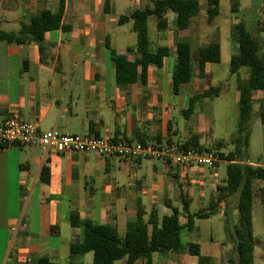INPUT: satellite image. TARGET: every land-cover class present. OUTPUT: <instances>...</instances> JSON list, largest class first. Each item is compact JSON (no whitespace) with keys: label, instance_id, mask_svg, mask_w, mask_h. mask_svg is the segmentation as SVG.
Masks as SVG:
<instances>
[{"label":"crops","instance_id":"crops-1","mask_svg":"<svg viewBox=\"0 0 264 264\" xmlns=\"http://www.w3.org/2000/svg\"><path fill=\"white\" fill-rule=\"evenodd\" d=\"M153 1L64 0L62 23L69 28L46 32L43 49L34 41L21 44L0 41V123L13 114L37 124L43 131L56 128L72 134L168 142L179 146L193 134H198L201 145L217 144L219 141L209 142L206 115H195V110L188 119L183 113L190 96L209 88L200 87L204 77L199 75L198 53L196 58L192 57L191 81L182 86L179 94H174L172 87L177 43L188 41L191 45L189 38L198 34L193 29L194 18L200 13L207 15L208 0L204 5L202 3L200 12L192 17V25L190 22L186 29L177 28V15L173 11L163 15L167 24L162 29H159V19L155 16L156 34L153 41L149 38L152 50L159 46L168 47L169 54L163 66L150 65L145 83H119L116 80L110 48L134 61L137 55L128 52V47L135 46L137 41L119 46L117 27L122 24L118 22L115 8L122 5L128 8V14L121 15H130L146 5L151 6ZM218 1L220 14L222 0ZM239 3L240 11L250 13L253 20L259 19L260 2L255 5L252 0L246 6L242 5V0ZM60 5V0H0V27L5 31L18 32L22 22L28 23L44 9L59 12ZM229 10L232 12V0ZM218 15L212 22L208 21L209 24L204 23L209 26V38L216 40L220 28ZM243 19L244 15L233 25L244 22ZM260 27L264 30L262 23ZM110 29H113V34H110ZM233 37L235 43L230 47V62L240 49L237 33ZM214 42L220 45V41L210 43ZM209 64H206V74ZM245 67L234 74L238 106L239 85L247 84L250 79V68L245 71V78L241 74ZM184 91L188 92L186 102H176L174 95ZM257 91L262 90L253 92V101L264 97V92ZM223 147L220 151L227 153ZM214 151L219 156V152ZM222 160L216 163L215 168L182 169L159 159L128 160L104 157L96 152H57L38 146H4L0 148V264H41V258L59 264H92L93 252H71V245L83 240V230L72 225L71 214L93 223L114 225L119 235L124 237L128 223L137 216L138 201L147 213L156 207L160 218L171 215L173 208L182 211L183 197L189 201L192 214L208 210L212 202L217 201L218 186L224 184L227 177H221L219 172ZM248 163L254 164L249 160ZM45 165L49 167L48 182L41 178ZM234 202V196L220 201L210 217L217 215L226 225L227 210L235 222L238 211L233 209ZM261 206L264 216V205ZM195 218L198 217H194L193 229L184 227L181 231L182 250L156 251L152 254L151 264H227L234 246L227 225L224 236L219 237L210 230L209 251L205 253ZM181 220L182 223L187 221L184 216ZM191 243L200 247L199 254L189 251ZM259 246L264 249V241H259ZM129 258V254L122 255L112 264L119 261L127 264ZM133 264L147 262L138 259ZM250 264H264V256L259 260L254 258Z\"/></svg>","mask_w":264,"mask_h":264},{"label":"trees","instance_id":"trees-1","mask_svg":"<svg viewBox=\"0 0 264 264\" xmlns=\"http://www.w3.org/2000/svg\"><path fill=\"white\" fill-rule=\"evenodd\" d=\"M207 19L212 22L219 14V1L208 0ZM59 12L44 9L39 15L31 18L28 23H21L18 32L5 31L0 27V41L9 43L37 42L40 48H44L46 32L69 26L62 23L64 0H60ZM239 0H232V13H239ZM201 10L199 0H154L152 5L133 11L130 15H121L118 22H133V30L137 34L135 46L128 47V52H135L136 60H130L125 54L110 48V57L115 63L116 80L119 83H145L148 79V67L163 66L165 58L169 54L167 46H159L152 50L148 31V19L156 16L159 29L166 27L163 15L167 11H173L177 17L175 24L178 29L189 27L192 17ZM240 44L239 53L232 57L230 72L235 74L240 68H250V79L247 84L240 83V100L238 124L233 138L234 149L228 153L221 152L224 145L219 141L213 146L201 145L200 136L193 134L181 148H191L198 151L219 152L220 159L229 161L227 164V177L224 184L218 186L217 201L212 202L208 210H202L195 214L190 212L189 201L183 196V210L173 208L171 215L159 217L158 209L152 208L148 213L141 202L138 201L137 216L128 223L124 237L119 235L116 226L111 224H97L89 219H81L77 214H71L70 221L73 226L81 227L83 240L71 245L73 253L93 252L92 264H112L115 258L129 254L127 264H133L138 259H145L151 264L152 254L156 251H181V231L184 227H195L194 217L208 218L216 212L218 203L228 197H235L233 209L238 211L237 220L234 222L229 212H225L226 225L229 237L234 246L227 264H250L254 260L255 237L253 230L252 212L255 200V183L264 181V165L248 163L249 135L254 101L252 94L256 90L264 91V40L255 33L245 22L234 25ZM261 30V29H260ZM264 31V30H261ZM110 47V44L108 45ZM176 63L172 72V87L174 94L181 92L182 86L192 79V54L191 45L188 41L177 43ZM219 43H209L198 50V71L200 77L206 76V64L220 61ZM219 86H211L201 93H196L189 98L188 107L183 113L189 118L196 110L197 105L207 97L218 95ZM259 118L264 124V97L260 101ZM146 143V142H144ZM42 181H49V167L45 165L41 174ZM260 200L264 205V188H259ZM230 207V203L228 204ZM186 218L182 223L181 217ZM189 251L193 254L200 253L197 244H189ZM41 264H59L51 262L47 258L40 259Z\"/></svg>","mask_w":264,"mask_h":264},{"label":"rangeland","instance_id":"rangeland-1","mask_svg":"<svg viewBox=\"0 0 264 264\" xmlns=\"http://www.w3.org/2000/svg\"><path fill=\"white\" fill-rule=\"evenodd\" d=\"M201 5L206 3V0H199ZM255 5L260 2L261 14L259 19L253 20L249 14L246 12L240 11L239 13H232L229 10L230 0H222L221 2V12L217 17V21L220 25L219 36L216 38H209L208 30L209 26L204 25L208 22L207 15L203 13L198 14L193 21V29L198 34H194V38H189L192 46V57L196 58L198 53V48L204 44L220 41V61L216 63H210L208 66L207 74L204 77L202 88H207L211 86H219L221 92L217 96H213L208 101H202L199 104L195 115H201L206 118L208 117V139L211 143H216L220 140H223L225 147L224 151L228 153L230 149L234 147L233 138L235 136V131L238 124V111L239 106L236 101L235 96V79L236 75L231 74L230 72V58H231V45L235 43L234 35L236 31L234 29L233 23L240 21L241 17L244 15L243 21L246 24H249L251 29L257 34H259L264 40V31L260 30V24L264 25V0H253ZM262 1V2H261ZM252 0H242V5L246 6L251 4ZM121 14H128V8H124L122 5L116 6L115 15L117 18ZM191 21V25H192ZM209 24V22H208ZM202 28V29H201ZM148 29L149 36L151 40H154L156 34V17L151 16L148 19ZM201 29V32H198ZM109 30V29H108ZM113 29H110V34H113ZM118 44L120 47H124L126 44L136 43L137 34L132 30V21L126 22L125 24L118 25ZM126 32V33H123ZM191 35V28L189 29ZM172 63H174L170 59ZM249 68H244L242 75L245 78V71ZM257 92H264L257 91ZM257 93L255 92V95ZM188 92L184 91L180 95H174V100L179 102L181 100H186ZM260 98H256L252 108V117L250 125V135H249V148H248V159L254 164H263L264 163V124L259 118V106ZM188 102V101H187ZM188 103H186V107ZM180 117V116H179ZM189 119V118H188ZM202 135V134H201ZM227 163L222 160L219 163V172L221 177L227 176ZM264 188V181H257L255 183V200L253 208V225H254V236H255V249H254V258L259 260L264 256V249L259 246V241H264V216L262 212L261 200L259 188ZM193 210V208H192ZM195 223L200 229V237L202 241L203 251L206 253L209 251V241L208 233L214 231L217 236H224L225 232L227 233L226 225L223 219H219L217 215H214L210 218H195ZM184 240H186L185 232L183 234ZM116 264H120V261Z\"/></svg>","mask_w":264,"mask_h":264},{"label":"built area","instance_id":"built-area-1","mask_svg":"<svg viewBox=\"0 0 264 264\" xmlns=\"http://www.w3.org/2000/svg\"><path fill=\"white\" fill-rule=\"evenodd\" d=\"M8 145L38 146L57 152H96L101 156L121 159H159L182 169L215 168L220 157L215 151L185 150L176 143L141 142L115 139L95 134H72L56 128L43 131L37 124L13 114L0 123V148Z\"/></svg>","mask_w":264,"mask_h":264}]
</instances>
